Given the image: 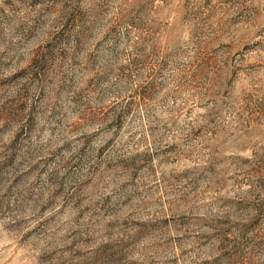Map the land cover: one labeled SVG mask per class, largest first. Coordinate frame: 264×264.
Returning a JSON list of instances; mask_svg holds the SVG:
<instances>
[{
  "label": "rangeland",
  "instance_id": "374dc122",
  "mask_svg": "<svg viewBox=\"0 0 264 264\" xmlns=\"http://www.w3.org/2000/svg\"><path fill=\"white\" fill-rule=\"evenodd\" d=\"M0 264H264V0H0Z\"/></svg>",
  "mask_w": 264,
  "mask_h": 264
}]
</instances>
